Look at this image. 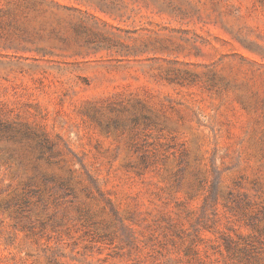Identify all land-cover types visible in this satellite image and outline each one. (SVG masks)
<instances>
[{
    "label": "rangeland",
    "instance_id": "374dc122",
    "mask_svg": "<svg viewBox=\"0 0 264 264\" xmlns=\"http://www.w3.org/2000/svg\"><path fill=\"white\" fill-rule=\"evenodd\" d=\"M0 264H264V0H0Z\"/></svg>",
    "mask_w": 264,
    "mask_h": 264
}]
</instances>
